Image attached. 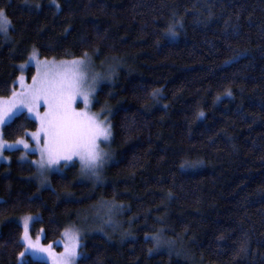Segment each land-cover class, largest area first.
Instances as JSON below:
<instances>
[{
  "label": "trees",
  "instance_id": "obj_1",
  "mask_svg": "<svg viewBox=\"0 0 264 264\" xmlns=\"http://www.w3.org/2000/svg\"><path fill=\"white\" fill-rule=\"evenodd\" d=\"M0 8L10 21L0 33V98L12 95L32 50L115 65L93 107L113 126L101 183L74 164L41 189L22 152L5 153L0 264L18 263L25 216L44 245L78 227L77 264H264V0H0ZM33 74L29 67L28 82ZM36 128L21 114L2 138Z\"/></svg>",
  "mask_w": 264,
  "mask_h": 264
},
{
  "label": "snow or ice",
  "instance_id": "obj_2",
  "mask_svg": "<svg viewBox=\"0 0 264 264\" xmlns=\"http://www.w3.org/2000/svg\"><path fill=\"white\" fill-rule=\"evenodd\" d=\"M59 7V5H57ZM227 23V21H226ZM10 21L4 8H0V33L7 34ZM169 32L172 35L175 33ZM31 60L37 61V73L32 77V83L26 85L21 78V91L13 92L5 105L0 101V123L5 119H11L16 112L26 109L30 116L37 122L36 131L31 133L36 142L40 159L33 161L41 176V183L47 180L46 172L60 161H71L77 158L80 162L82 175L99 177L109 153L101 148V142H109L112 137L111 122L105 117L99 118V114L91 113L89 96L95 91L99 74L91 76V82L86 77V70L90 67L88 54L83 58L71 61H39L36 51L33 50ZM158 91V90H157ZM231 95V93H228ZM78 98L83 100L84 108L74 107ZM43 111H40V108ZM202 115V114H201ZM17 143H28L19 140ZM113 208H109L111 213ZM65 243L63 252L58 255L52 252V246L40 245L39 237L33 242L29 235L28 220L24 224V232L21 236L22 246L25 252L21 256L31 254H47L52 258V264H76L80 246L79 229L73 227L65 229ZM153 241L159 244V236L153 235Z\"/></svg>",
  "mask_w": 264,
  "mask_h": 264
},
{
  "label": "rangeland",
  "instance_id": "obj_3",
  "mask_svg": "<svg viewBox=\"0 0 264 264\" xmlns=\"http://www.w3.org/2000/svg\"><path fill=\"white\" fill-rule=\"evenodd\" d=\"M1 34H3V33H1ZM32 53H33V50L30 51V53L27 57V60L22 65L19 66L20 74H19V77H18V80L16 83L17 87L14 90V92H20L21 91V83H20L21 78H23V81L26 85H30L32 83V78L29 82L27 81L26 72H27L29 67L33 68V70H34L33 75H35L37 73V61L30 59ZM36 55H37V59L39 61H45L46 60V59L39 58L37 52H36ZM89 60H90V67H89V69L86 70V77H87L88 81L91 82V76L94 74H99L101 78L97 80L95 91L92 92L89 96L91 103L89 105L88 110L93 114H99V118L101 120H103L105 117H103L102 115H106L107 112L105 110H100V111L96 112V111H94L93 107H94V103H95L96 94L99 91V89L101 88V86L108 84L112 81L113 75L115 73V65L95 63L94 60L91 58H89ZM47 61H56L57 63H59L60 61H71V60H53V59H51V60H47ZM9 98H5V99L0 98V101H3V103L6 105L9 101ZM74 107L84 108L83 100L78 98L77 104L74 105ZM40 111L41 112L43 111L42 107L40 108ZM21 114L26 115L28 118H30L31 120L36 122L35 118L30 116L26 109H22V110L16 112V114L14 116H12L11 119L6 118L3 123H0V164L6 162V156H5L6 152L20 150L22 152L21 161L24 163H28L31 166H33V168L35 169L34 179L41 189L51 188L50 177L53 174H61L67 167L74 165V164L77 165L78 168L80 169V162L77 158L74 157L73 160H71V161H63L62 160V161H60V163L58 165L53 166V168L51 170L46 172L47 180L44 183H41V176L39 175V173L37 171L36 165L33 163V161H37L40 159V154H39L36 142L32 139L31 133L27 135V138L22 139L28 143V148H25L24 144H22V143H17V141L16 142H6L2 138L3 128L7 124H9L15 117H17L18 115H21ZM106 116L108 119L109 115H106ZM36 124H37V122H36ZM110 141H111V138H110ZM110 141L109 142H101V144H100L101 148H103L105 152L109 153V156L105 160V163H104L102 169H100V171H99V177L97 178V177H92L90 175H83V177L86 180H88L92 183H98V184L101 183V181L103 179L104 171H105L106 167L108 166V164H110V162L112 160L113 152H112ZM26 218L28 220L29 235H30L31 239L33 240V242H36L37 237L40 238V236H36L34 238L31 234V224H32L33 220L35 219V217L25 216V217L18 219V223L20 224V226L22 228V234L24 232V224H25ZM75 228L79 229L78 227H75ZM79 232H80L79 240H81L82 232L80 229H79ZM63 233H62L60 239H58L53 244L44 245L41 243L40 239H39V243H40V245L45 246V247L51 245L52 246V252L58 255L59 253L63 252V250H64L65 238H64ZM22 234H21V236H22ZM21 243H22V240H21ZM80 244H81V241H80ZM79 248H80V246H79ZM79 248H78V253H79ZM23 252H25L24 247H23ZM78 258H79V255L77 257V260H78ZM27 259L44 262L46 264H52V258H49V256L47 254H44V253L37 254L36 256H33L31 254H26L25 256H20L17 264H24ZM77 260H76V264H77Z\"/></svg>",
  "mask_w": 264,
  "mask_h": 264
}]
</instances>
